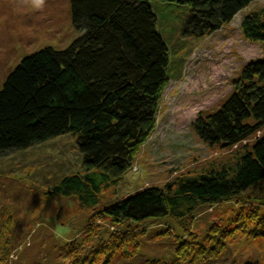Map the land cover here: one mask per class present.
I'll return each mask as SVG.
<instances>
[{"label": "rangeland", "instance_id": "1", "mask_svg": "<svg viewBox=\"0 0 264 264\" xmlns=\"http://www.w3.org/2000/svg\"><path fill=\"white\" fill-rule=\"evenodd\" d=\"M174 7L159 8L162 18L168 16L159 26L166 30L170 69L155 127L136 147L126 173L103 181L95 208L54 191L66 176L84 171L74 136L0 158V264H264V183L242 199L203 206L183 220L118 229L104 211L138 190L233 167L264 136L263 126L238 145L210 146L194 127L199 116L215 112L234 93L249 63L264 60V44L246 39L242 30L246 15L263 13L264 0L199 38L182 35V9ZM79 36L70 0H0V89L25 56L66 49ZM185 239L188 244L180 242ZM219 242L225 251L217 258L208 252L202 262L183 250L189 245L200 254ZM4 249H10L9 260Z\"/></svg>", "mask_w": 264, "mask_h": 264}, {"label": "trees", "instance_id": "2", "mask_svg": "<svg viewBox=\"0 0 264 264\" xmlns=\"http://www.w3.org/2000/svg\"><path fill=\"white\" fill-rule=\"evenodd\" d=\"M255 1L70 0L72 23L80 36L66 49L48 47L25 56L0 89V158L74 136L84 171L66 176L54 191L95 208L103 181L126 173L136 147L155 127L170 69L166 30L159 26L168 16L162 18L159 8L179 6L182 35L199 38L232 22ZM242 30L246 39L264 44V11L246 15ZM242 76L218 110L194 123L204 143L235 146L264 126V60L249 63ZM262 183L264 136L233 167L185 177L163 189L138 190L104 211L118 229L170 217L183 220L203 206L242 199ZM213 233L220 234L215 228ZM222 246L216 243L200 254L189 245L183 250L202 262L208 252L219 257L225 251ZM1 252L9 260L10 249Z\"/></svg>", "mask_w": 264, "mask_h": 264}, {"label": "bare ground", "instance_id": "3", "mask_svg": "<svg viewBox=\"0 0 264 264\" xmlns=\"http://www.w3.org/2000/svg\"><path fill=\"white\" fill-rule=\"evenodd\" d=\"M258 230V229H257Z\"/></svg>", "mask_w": 264, "mask_h": 264}]
</instances>
